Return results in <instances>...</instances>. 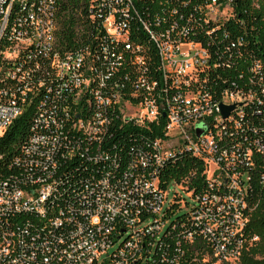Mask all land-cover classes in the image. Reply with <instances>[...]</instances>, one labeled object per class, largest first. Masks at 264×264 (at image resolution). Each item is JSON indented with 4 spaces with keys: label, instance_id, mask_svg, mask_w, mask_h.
Wrapping results in <instances>:
<instances>
[{
    "label": "built area",
    "instance_id": "obj_1",
    "mask_svg": "<svg viewBox=\"0 0 264 264\" xmlns=\"http://www.w3.org/2000/svg\"><path fill=\"white\" fill-rule=\"evenodd\" d=\"M153 1L145 15L136 0H0V134L35 110L17 172L0 180V264H183L182 244L199 238L206 264H230L259 239L245 230L264 198L260 65L258 80L216 98L200 76L220 64L206 44L230 1ZM221 104L235 107L224 116ZM118 119L162 134L121 178L81 175L66 188L68 161L109 157ZM182 149L203 159L205 192L163 187L160 167ZM180 190L194 198L190 226L170 228Z\"/></svg>",
    "mask_w": 264,
    "mask_h": 264
},
{
    "label": "trees",
    "instance_id": "obj_2",
    "mask_svg": "<svg viewBox=\"0 0 264 264\" xmlns=\"http://www.w3.org/2000/svg\"><path fill=\"white\" fill-rule=\"evenodd\" d=\"M198 1V0H192ZM230 1L233 7V15L224 22L222 27L214 25L212 36L206 45L212 56L220 62L217 68L203 72L204 86L214 93L216 98L220 97L226 89H234L239 83L244 82L249 76L256 77L250 67L259 64L264 79V0H220ZM137 5L145 15L153 13V0H136ZM149 8V9H148ZM145 10V11H143ZM64 26L68 25L67 36L62 31L58 33L60 41L74 40L76 33L70 31L71 25L75 22L63 21ZM76 28V27H75ZM143 37V33L139 32ZM88 40L87 35L81 36ZM204 39V37H201ZM247 86V85H246ZM35 110L28 107L22 115L0 134V180L17 172L14 167V159L23 154V149L32 133V121ZM161 126H153L149 129L139 127L133 122H125L121 119L112 123L111 129L104 140L103 150L106 155L98 162L90 161L88 158L75 157L65 164L66 188L78 181L81 175H109L112 178H121L128 169L131 158L135 157L139 151L146 148L153 138L161 135ZM111 156L118 159L117 165L110 163ZM205 163L200 156L194 155L187 149L175 151L160 167V177L163 179V187L166 182H173L182 185L183 188L192 192L193 196L203 193L208 189L205 174ZM73 189V187H72ZM174 191V190H173ZM172 191V192H173ZM173 195V202L166 206V219L168 227L172 224H185L190 226V210L177 214L181 209L183 194ZM189 204V202H185ZM194 204V203H193ZM192 204V205H193ZM176 215V217H175ZM246 237L250 240L258 236L257 241H248L236 264H264V198L260 199L257 207L251 213L246 227ZM204 242L201 238L189 243L182 244L183 264H206L204 254Z\"/></svg>",
    "mask_w": 264,
    "mask_h": 264
},
{
    "label": "rangeland",
    "instance_id": "obj_3",
    "mask_svg": "<svg viewBox=\"0 0 264 264\" xmlns=\"http://www.w3.org/2000/svg\"><path fill=\"white\" fill-rule=\"evenodd\" d=\"M129 111H131V109H129ZM172 189L174 190V186L172 187ZM173 195H174V193L171 191L169 194V198L173 199ZM183 196L185 199L183 200V203L181 205V209H179L177 211V214H182V213L188 211L191 208L192 204L194 203V198L192 196H190L189 194H187L186 192H184ZM186 201L189 202V204H186L185 203ZM175 217H176V215H175ZM230 264H236V263L232 262Z\"/></svg>",
    "mask_w": 264,
    "mask_h": 264
},
{
    "label": "water",
    "instance_id": "obj_4",
    "mask_svg": "<svg viewBox=\"0 0 264 264\" xmlns=\"http://www.w3.org/2000/svg\"><path fill=\"white\" fill-rule=\"evenodd\" d=\"M234 105H231V106H226V105H223V104H221V110H222V114L224 115V116H228V114L230 113V111H232L233 109H234ZM204 133V129H200L199 131H198V135H201V134H203Z\"/></svg>",
    "mask_w": 264,
    "mask_h": 264
}]
</instances>
